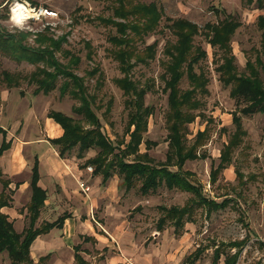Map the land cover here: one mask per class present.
Returning a JSON list of instances; mask_svg holds the SVG:
<instances>
[{
    "label": "rangeland",
    "instance_id": "1",
    "mask_svg": "<svg viewBox=\"0 0 264 264\" xmlns=\"http://www.w3.org/2000/svg\"><path fill=\"white\" fill-rule=\"evenodd\" d=\"M15 1L24 2L36 9L45 8L53 11L57 13V17L15 22L11 20V6ZM138 1L149 3L156 0ZM34 3L32 5L24 0H0V28L8 33H31L23 39L22 44L34 47L37 46L35 33L44 31L46 27L49 28L47 36L56 39L65 35L66 41L62 43L61 48L69 50L74 56L80 58L78 65L73 68V73L83 77L88 90L91 93L95 92L97 98L101 100V108L95 111L102 123L103 132L112 140L122 139L128 110L125 108L122 91L114 83V79L120 78L122 74L117 62L110 56L109 51L112 46L107 40L109 35L115 34V29L111 26L105 27L96 20L97 17L111 16V3L94 0H34ZM157 3L163 11V17L157 29L145 38V45L157 42L156 53L147 64H136L131 70L133 81L139 86L149 84L151 87L144 97V104L150 105L153 113L148 119V129L143 139L155 145L147 149L145 143H142L139 150L147 151L155 162H163L166 159L167 92L164 91L162 77L164 63L168 58L164 48L167 44L175 42V36L169 27L171 20L185 18L199 28V33L193 38L194 46L202 47L206 51V57L198 63L195 71H203L208 78V93L203 96L198 95L203 106L198 111L199 116L188 125V139L206 126L209 137L204 147L199 150L206 154V158L186 161L182 170L192 173L190 180L201 187L204 196L217 202L226 199L227 203L224 207L210 213H207L204 206H195L191 219L185 220L183 228L178 232H174L171 224H166L157 238L164 241L160 243L157 250L159 260L155 264H211L215 245L242 239L245 243L235 264H264V139L262 138L264 113L258 112L241 117L242 128L245 131L242 143L234 150L231 164L222 169L215 182H211L210 170L218 165L220 150L223 144H226L228 134L234 131L231 116L232 113L238 112L239 108L236 107L235 99L230 96L231 86H224L218 80L216 67L221 63V52L207 43L205 28L206 24H215L226 14L240 22L241 25L231 38V48L238 73L247 74V61L255 62L260 51L261 31L256 25V18L264 15V8L258 9L255 0H158ZM86 42L90 44L92 50L91 59L86 56L88 51ZM138 46L143 48L144 44H138ZM54 56L60 63H68L69 57H64L61 52L56 51ZM260 57L264 62V56L260 55ZM96 66L102 75L99 87H95L98 75L94 77L86 75L87 71ZM35 67L36 65L25 61L18 62L0 53V79L3 70L21 77L19 87L8 89L0 83V114L10 113V116L14 114L18 121H22L23 130L26 129V123H29L28 127L32 130L34 126L36 129L40 126V131L44 134L46 131L42 126L43 118L50 110L61 111L74 119H79L80 116L72 112V106L77 104V101L69 94L60 96L59 86L63 80L61 77L57 79L56 88L53 91L47 95L40 93L36 99V95L32 94L36 84L28 83V77ZM258 69L264 84L263 72L260 68ZM189 87L187 78L184 76L179 82V88L185 90ZM13 97L14 100L11 101L16 107L11 108L10 103L8 107H5L4 102L7 99L10 101ZM32 102L33 107L30 104ZM108 103H110L109 111L105 114ZM10 116L7 115V118L11 119L12 116ZM7 118L5 120L8 121ZM206 121H209L208 125ZM15 125L14 131L17 123ZM221 128L226 130L223 132ZM12 133H14L13 130ZM16 133H14L15 136L22 137L23 132ZM30 133L34 134L33 131ZM72 153L76 154L77 148H74ZM22 154L27 158L26 151L22 150ZM171 169L176 170L175 167ZM238 173L242 174L241 179ZM26 176L25 172L14 178V181ZM120 192L122 193L120 199L123 200L121 203L124 206L123 213L128 216L130 208L142 199L139 184H136L128 193L124 192V189ZM192 196V193L179 190L168 191L165 186H160L151 193L149 205L153 210L148 213L144 225H141L145 226L142 228L143 238L141 239H149L147 242L154 239L151 234L152 229L157 224V217L163 215L159 209L157 211L156 205L183 206ZM25 198L21 197L16 205L24 204ZM23 223L26 226L28 220L25 219ZM198 247H204L205 250L196 260H193V257L189 255ZM235 250V248H226L228 253H234ZM223 260L224 255L217 264H223ZM0 264H11L6 252L0 253ZM39 264H46V261Z\"/></svg>",
    "mask_w": 264,
    "mask_h": 264
},
{
    "label": "trees",
    "instance_id": "2",
    "mask_svg": "<svg viewBox=\"0 0 264 264\" xmlns=\"http://www.w3.org/2000/svg\"><path fill=\"white\" fill-rule=\"evenodd\" d=\"M32 5L34 0H24ZM109 1L111 3V16L97 17L99 24L115 29V34L107 37L112 49L110 56L118 64L122 76L115 78V85L122 91L125 108L128 110V119L124 129L123 138L110 139L102 130L103 126L96 109L101 108V100L97 94L91 93L84 83V78L73 73V68L80 61L69 50H63L61 45L66 41L65 35L52 38L47 36L48 27L44 31L35 33L37 46L22 44L24 38L31 33H8L0 28V53L18 62L25 61L36 65L35 70L29 75L28 83L36 84L33 95L49 94L56 88L57 79L63 80L59 86L60 96L69 94L77 101L72 106V112L80 116L79 119L66 115L61 111L50 110L46 116L57 123L62 134L57 138L48 139L58 156L64 158L77 148L76 157L82 158L85 153L95 149L93 157L84 161V166H91L93 173L101 177V185L114 175L121 179V185L126 189L139 184L141 194L165 186L168 190H179L192 193L193 196L183 206H159L163 213L157 221V227L162 230L166 224L174 227V232L183 228L185 220L191 219L195 206L206 207L207 213L224 207L227 200L217 202L209 199L201 192V187L195 184L190 177L192 173L183 171L186 161L206 158L204 152H200L209 137L206 126L198 130L191 139H188V125L193 123L200 114L198 111L203 106L198 95L208 93V78L203 71L196 72L195 67L206 57V51L199 46H194L193 38L198 31V26L185 19L171 20L169 27L175 36V42L169 43L164 48L167 60L164 63V91L167 92V111L165 113V125L167 130L168 149L166 159L163 162H155L147 151L140 152L139 147L145 143L147 149L155 143L144 141L143 136L148 129V119L153 113L150 105L144 104V97L150 91V85L139 86L131 79V70L136 64H147L154 58L157 42L145 45V38L153 33L163 17V11L157 1L149 3L138 0H94ZM249 1V0H248ZM251 1V0H250ZM258 9L264 8V0H255ZM240 22L231 15L226 14L222 20L215 24H206L207 43L221 52V63L217 65L218 80L224 86H231L230 96L235 99L238 112L232 113L234 131L228 134L226 144H223L218 165L210 170L209 179L215 182L223 168L231 164L234 150L242 143L245 131L242 128L241 117H247L254 113H264V84L260 79V70L264 75V62L260 55L264 56V15L256 18V25L261 31L260 51L255 62L247 61V74L238 73L232 54L231 38L239 28ZM138 44H144L139 48ZM88 49L86 56L91 59L92 50L89 43H85ZM59 51L64 57H69L67 64L60 63L54 56ZM42 64V65H38ZM88 77L97 76L95 87L101 85L102 75L99 68L93 67L87 71ZM186 76L189 88L180 90L179 82ZM21 77L3 70L0 83L8 89L20 86ZM23 95L22 92H20ZM107 104L105 114L109 111ZM198 112V113H197ZM201 116V115H200ZM207 125L209 121H206ZM224 132L226 129L221 128ZM2 141L0 143V157L10 148L11 140L6 141V132L0 127ZM264 139V132L262 134ZM264 160V158H263ZM39 161L37 155L33 157L30 169V199L26 205L27 225L21 232H16L13 222L0 211V253L6 252L11 264H33L30 258V246L40 235L47 234L53 228H61L68 218L64 213L54 221H42L37 225L40 212L47 199V191L39 185ZM175 167L176 170L171 168ZM241 179L242 174L238 173ZM0 209L10 206L13 191L9 188L10 180L4 178L0 168ZM92 240L90 237H84ZM245 241H233L226 244L215 245L212 253L211 264H217L224 255L223 264H235ZM226 248H235L234 253H228ZM205 250L198 247L189 257L196 260ZM47 259V256L39 258L36 264ZM78 264L84 261L75 254Z\"/></svg>",
    "mask_w": 264,
    "mask_h": 264
},
{
    "label": "crops",
    "instance_id": "3",
    "mask_svg": "<svg viewBox=\"0 0 264 264\" xmlns=\"http://www.w3.org/2000/svg\"><path fill=\"white\" fill-rule=\"evenodd\" d=\"M38 96L39 94L36 95V99ZM11 100H14V97L4 102L5 107H8L9 103L11 108L16 107ZM30 104L33 107L34 103ZM7 115L9 117L10 113L0 114V127L6 132V141L11 140V146L1 155L0 168L3 177L10 180L9 188L13 194L10 206L3 207L0 211L12 220L16 232L23 230L26 205L31 195L30 169L33 157L37 155L39 185L47 191V199L37 225L42 221L52 222L64 213L69 215L61 228L55 227L32 242L29 253L33 263L47 256L46 264H78L75 254L84 261V264H155L158 262L157 250L164 239L157 238L165 226L160 230L156 224L151 233L154 239L149 242H147L149 239H141L143 238L142 228H145L141 225H144L145 218L153 210L149 205L151 200L149 195L156 189L147 194H141L139 191L142 195L141 201L134 204L130 208V215L128 213L126 216L123 213L124 206L121 203L123 200L120 199L122 196L120 191L124 189V192L128 193L133 187L126 189L122 186L121 179L117 175L111 177L105 185H101L99 175L87 172V166L83 165L84 161L95 155V149L87 151L82 158L76 157L73 153L60 158L48 139L61 136L62 129L51 118L44 115L42 123L46 131L44 134L40 131V126L39 129L34 126L32 130L28 127L29 123H26V129L23 130L21 120L18 121L14 114L11 115V119H8ZM16 123L17 127L14 131ZM12 130L14 133L18 131V134L23 132L22 137L15 136ZM32 131L34 134L30 133ZM26 133H28L27 136H25ZM1 141L2 136L0 143ZM22 150L26 151L27 158L22 154ZM25 172L27 174L25 178L14 181V178ZM80 183L89 187L87 193L81 191ZM21 197H26L25 203L16 205ZM159 206L161 205H156L157 211ZM84 237H90L92 240H86Z\"/></svg>",
    "mask_w": 264,
    "mask_h": 264
},
{
    "label": "built area",
    "instance_id": "4",
    "mask_svg": "<svg viewBox=\"0 0 264 264\" xmlns=\"http://www.w3.org/2000/svg\"><path fill=\"white\" fill-rule=\"evenodd\" d=\"M26 7L29 8V10H31V14H30V17H27L25 19H23V21H28L30 19H33V20H42L43 18H56L57 17V13L53 12V11H49L45 8H33V7H30V5L22 2ZM86 171L89 172V173H92L93 172V168L91 166H87L86 167ZM79 187L81 189L82 192L84 193H87L89 191V187L84 184V183H80L79 184Z\"/></svg>",
    "mask_w": 264,
    "mask_h": 264
},
{
    "label": "bare ground",
    "instance_id": "5",
    "mask_svg": "<svg viewBox=\"0 0 264 264\" xmlns=\"http://www.w3.org/2000/svg\"><path fill=\"white\" fill-rule=\"evenodd\" d=\"M31 10L23 3L15 1L11 6V20L15 22L23 21V19L30 17Z\"/></svg>",
    "mask_w": 264,
    "mask_h": 264
}]
</instances>
